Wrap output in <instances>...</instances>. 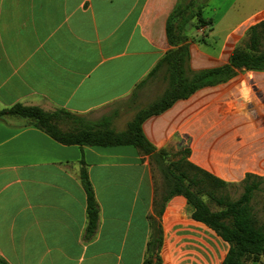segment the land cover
I'll use <instances>...</instances> for the list:
<instances>
[{
    "label": "crops",
    "instance_id": "obj_1",
    "mask_svg": "<svg viewBox=\"0 0 264 264\" xmlns=\"http://www.w3.org/2000/svg\"><path fill=\"white\" fill-rule=\"evenodd\" d=\"M178 1L0 0V109L59 108L90 121L116 113L112 127L125 131L144 108L142 97L167 88L159 73L134 96L172 49L166 23ZM208 20L211 26L189 33L193 72L228 64L250 28L264 21V4L240 16L223 39L214 38ZM142 132L154 153L66 146L22 121L0 120V258L144 264L160 232L161 264H223L230 245L192 218L185 197L166 199L154 156L166 150L176 161L188 150L192 165L231 186L247 176L264 179V71H238L202 87L146 119ZM82 162L100 209L92 237Z\"/></svg>",
    "mask_w": 264,
    "mask_h": 264
},
{
    "label": "trees",
    "instance_id": "obj_2",
    "mask_svg": "<svg viewBox=\"0 0 264 264\" xmlns=\"http://www.w3.org/2000/svg\"><path fill=\"white\" fill-rule=\"evenodd\" d=\"M206 5V0H179L174 7L166 23L167 39L172 49L146 80L137 86L134 96L159 73L165 74L167 88L157 103L136 114L125 131L117 132L112 127L116 113L99 121H90L65 109L46 111L22 104L0 109V120L22 121L25 126L35 127L66 146H134L143 153H154L142 132V124L146 119L163 113L176 101L190 97L202 87L228 81L238 71H264V21L250 28L246 38L235 48L228 64L200 72L190 69L189 33L212 25V21L204 18ZM168 155L170 153L164 150L154 156L164 177L166 199L185 197L192 208V218L206 224L230 245L223 264H245L246 261L258 262L264 258V227L254 216L251 206L253 193L257 189L253 181L262 178L247 176L242 184L244 193L236 201L217 199L216 193L231 185L192 165L188 161V150L180 154L176 161L166 159ZM175 157L176 154H173ZM81 164L80 179L87 196V232L92 237L97 230L100 209L85 163ZM204 197L214 200L220 209L213 211ZM161 245L162 236L159 232L149 243V256L144 264H161ZM0 264L8 263L0 258Z\"/></svg>",
    "mask_w": 264,
    "mask_h": 264
},
{
    "label": "rangeland",
    "instance_id": "obj_3",
    "mask_svg": "<svg viewBox=\"0 0 264 264\" xmlns=\"http://www.w3.org/2000/svg\"><path fill=\"white\" fill-rule=\"evenodd\" d=\"M264 4V0H209L205 10L203 11L204 18L213 20V27L215 29L214 38L223 39L226 34V29L239 20L240 16H249L252 11ZM226 15V16H224ZM155 85H148L146 89H156ZM152 91V90H151ZM161 87L156 89V92H151L143 96V109H149L152 105L161 99L159 92ZM161 96V97H160ZM141 98V99H142ZM257 185V189L253 193L251 206L253 214L258 220L259 224L264 227V179L253 181ZM249 183H252L249 181ZM244 186L236 187L229 186L228 188L216 193V198H229L232 201L238 200L244 193ZM204 200L210 205L213 211H218L220 207L211 198L204 197Z\"/></svg>",
    "mask_w": 264,
    "mask_h": 264
}]
</instances>
